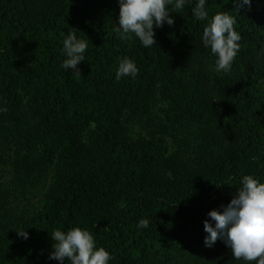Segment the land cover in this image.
I'll use <instances>...</instances> for the list:
<instances>
[{"label":"trees","instance_id":"1","mask_svg":"<svg viewBox=\"0 0 264 264\" xmlns=\"http://www.w3.org/2000/svg\"><path fill=\"white\" fill-rule=\"evenodd\" d=\"M192 7H169L173 25L144 48L113 31L117 0H0V136L31 125L25 149L0 155V264H58L51 233L71 227L92 232L108 264H241L220 240L204 246L203 221L242 175L264 182V0L237 14L231 0H206L209 16H235L228 73L211 71ZM69 28L90 41L80 76L60 67ZM124 56L138 74L116 81ZM183 62L201 76H180Z\"/></svg>","mask_w":264,"mask_h":264},{"label":"clouds","instance_id":"2","mask_svg":"<svg viewBox=\"0 0 264 264\" xmlns=\"http://www.w3.org/2000/svg\"><path fill=\"white\" fill-rule=\"evenodd\" d=\"M236 13L241 8L250 9L252 0H231ZM119 12L113 31L121 38L132 39L133 36L144 48L156 44L155 28L164 24L171 27L174 23L169 7L173 10L193 5L192 15L197 21H205L200 41L205 49L215 57L211 71L228 73L240 50L241 36L234 28L235 16L229 11H219L209 16L206 0H117ZM78 30L69 28L61 41V53L65 57L60 67L72 75L80 76L78 65L85 59V51L90 41L77 36ZM138 68L135 61L127 56L118 58L115 80L122 77L135 79ZM90 122V127H94ZM240 187L235 189L227 205L210 210L203 221L206 233L203 244L211 248L220 240L231 250L232 257L241 264H264V182L251 174L242 175L238 181ZM137 229H147L149 220L137 221ZM17 236L27 240L26 230L15 231ZM51 251L49 260L58 264H108L110 253L98 247L94 235L87 228H59L51 233Z\"/></svg>","mask_w":264,"mask_h":264},{"label":"rangeland","instance_id":"3","mask_svg":"<svg viewBox=\"0 0 264 264\" xmlns=\"http://www.w3.org/2000/svg\"><path fill=\"white\" fill-rule=\"evenodd\" d=\"M184 66H187L190 68V70L184 74V69H182L179 65V69L178 73L180 76H184V79H187V75L190 78H195L197 76H201V68L199 66V64H197L195 67L192 66L191 63H182ZM193 73V75H192ZM184 74V75H183ZM202 77H206V74L204 73L202 75ZM191 81V79H190ZM133 126V125H131ZM31 125L29 122L27 121H22L16 125H12L11 127H8V129H6L5 136H0V155L3 156L5 148L8 144L11 145H16L20 148V149H25L26 147V143H27V136H28V130H30ZM199 131L198 128H196V132ZM133 132L135 134V137H138V135H141V137L145 136V132L143 130H140L138 127L133 128ZM34 157V155H33ZM33 195L27 197L28 202L30 203V207L31 210L33 211V209H35V207L38 206V200L42 199V191H41V186H37L35 187V189L33 190Z\"/></svg>","mask_w":264,"mask_h":264}]
</instances>
